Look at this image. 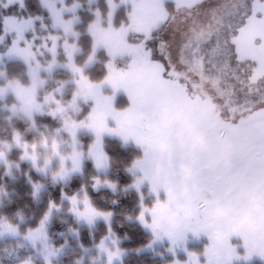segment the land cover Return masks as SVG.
<instances>
[{
  "label": "rangeland",
  "instance_id": "rangeland-1",
  "mask_svg": "<svg viewBox=\"0 0 264 264\" xmlns=\"http://www.w3.org/2000/svg\"><path fill=\"white\" fill-rule=\"evenodd\" d=\"M23 1L0 0V6L7 9ZM40 1L48 13V25L41 16L1 19L0 167L6 175L25 164L38 177L31 181L34 194L81 176L85 163H91L98 176L107 175L104 141L119 140L141 153L128 169L133 181L124 190L136 192L139 199L142 195L139 206L152 208L157 194L145 175L161 183L168 180L173 185L172 202L167 203L163 188L158 197L161 204H167V215L175 223L183 219L189 201L203 198L198 186L182 174L190 163L203 159L209 171L227 169L239 174L229 189L230 206L219 218L217 230L238 224L248 232L264 234V78L253 81L251 65L236 58L231 43L247 12L244 0H105L104 15L93 7L96 0H87L86 9L94 16L84 32L90 38L89 49L78 43L80 3ZM120 13H125L122 20ZM13 41L17 51L9 55ZM10 62L22 63L24 74L8 79L5 68ZM123 86L135 95L137 114L131 126L144 140V147L107 132L94 147L96 137L88 127L93 120L116 128L112 113L132 107ZM46 116L55 123L39 121ZM16 121L36 132L38 142H25ZM90 153L101 156V167L95 166ZM13 154L16 160H11ZM136 180L143 181L139 192L132 187ZM98 181V187L115 185ZM109 189L115 190L116 185ZM73 196L76 209L85 211V192ZM73 196L63 193L61 202L52 204L35 228L22 231L17 224L0 221V243L19 242L28 252L15 264H60L68 252L78 255L76 264H109L110 253L117 252L111 264L122 263L129 253L121 248L122 239L114 231V215L107 219L97 215L89 223L71 211ZM87 199L94 212L110 213L99 211ZM137 216L125 220L138 223L152 241L151 230ZM56 218L71 225L67 242L60 247L48 234ZM96 230L104 234L91 246L71 245L82 232ZM209 243L206 234L195 237L189 232L175 255L168 251L167 238L137 253L168 259L166 264L177 260L185 264L187 252H193L205 264L202 253ZM229 243L244 254L242 237L232 236ZM233 264H264V260L254 256Z\"/></svg>",
  "mask_w": 264,
  "mask_h": 264
},
{
  "label": "trees",
  "instance_id": "trees-1",
  "mask_svg": "<svg viewBox=\"0 0 264 264\" xmlns=\"http://www.w3.org/2000/svg\"><path fill=\"white\" fill-rule=\"evenodd\" d=\"M75 2L80 3L83 7L78 11L82 19L77 27V31L79 30L81 34L78 43L83 49H89L90 38L84 32L94 16L86 9L87 0H66L65 4L71 6ZM93 7L98 8L101 13L107 11L105 0H96ZM124 14L120 13V20L124 18ZM4 16L19 19L41 16L44 17L45 24L50 23L48 13L43 9L40 0H24L23 5L14 4L7 9L0 6V37L3 34L1 19ZM120 20L117 18L116 23L120 24ZM49 32L53 33V31ZM46 33L44 31V34ZM1 51L3 52L4 49L1 48ZM24 71L25 67L20 62H10L5 68L8 79L19 77L24 74ZM3 84L4 81H0V85ZM85 112L84 114H86ZM38 119L47 125L55 123V120L48 116ZM15 127L22 133L25 142H38V134L29 128L27 124L16 121ZM103 151L108 158L107 175L98 176L91 163H85L81 176L73 177L69 183L63 186L48 185L39 194H34L31 186V181H35L38 177L32 171H29L25 164H21L20 170L13 171L11 175H6L4 169L0 167V221L13 225L17 224L22 231L35 228L48 212L50 205H58L61 202L63 193L70 197L83 191L95 208L114 215V231L122 239L121 248L129 253L121 264H166L168 259L161 260L148 253H137L151 242L152 237L138 223L125 220L127 216L136 217L140 210L138 194L131 190H124V188L128 187L133 181L128 169L141 157V153L132 147L124 146L119 140L115 139L104 141ZM11 160H16V154L11 155ZM97 180H107L115 183L116 189L98 187ZM70 226L69 221L60 218L54 219L49 225L48 234L56 247H60L67 242L66 234ZM103 234V230L84 231L81 233L79 241L71 240V245L76 247L80 242L83 247L91 246ZM25 249L24 245L22 246L19 242L15 243L11 240L0 243V264L18 263L19 258H23L28 254ZM18 250V255L13 254ZM68 253L62 257L60 264H76L78 255L75 252Z\"/></svg>",
  "mask_w": 264,
  "mask_h": 264
},
{
  "label": "snow or ice",
  "instance_id": "snow-or-ice-1",
  "mask_svg": "<svg viewBox=\"0 0 264 264\" xmlns=\"http://www.w3.org/2000/svg\"><path fill=\"white\" fill-rule=\"evenodd\" d=\"M247 12L245 13V20L242 23L247 22L248 17L252 16L253 11L259 8L260 11L256 12V16L260 17L264 15V2L262 0H244ZM16 41H13V47L7 54L11 55L17 51L15 48ZM114 87H118L116 83ZM124 90L128 93L129 99L132 102L126 112H113L112 118L116 121V128L107 127L106 122L103 120L97 122L93 120L90 124L89 130L92 131L96 137L95 146L98 147L101 143L102 135L107 132L112 135H119L127 143L129 140H133L138 146L144 147V140L138 136L131 126L133 120L137 114V102L135 95L131 89L127 86H123ZM75 137V133H73ZM93 155L96 161V167L102 166V158L96 153H90ZM145 156H148V149L145 148ZM205 160L201 159L198 163H190L185 171L182 173L186 178H190L194 184L198 186L200 192L203 193V198H196L194 201H189L185 206V214L182 220L173 223L170 216L167 215V204H161L158 193L160 188H163L164 192L168 196L167 203L170 204L173 199V185L165 180L159 182L156 179L145 175V179H148L151 185V191L156 193V203L152 208H147L141 203V211L137 216L139 223L144 228L151 230L153 240L149 244L157 242H163L165 238L170 243L168 248L169 252L175 255L177 248H182L187 240V233L191 232L193 236L199 237L201 234H206L210 240L209 245L205 248L202 255L206 258L205 264H233L234 261L248 262L254 256L264 260V234L251 233L244 230L238 224H231L225 230H217V223L224 211L230 206V200L228 197L230 187L236 183L239 179V174H233L227 169H218L216 171H209L204 167ZM236 167H239L238 165ZM131 171V169H130ZM99 181L97 180V184ZM143 181L136 180L132 187L140 191ZM109 188L114 189L115 185L109 183ZM141 201L143 196L140 197ZM73 208L71 209L77 216L86 219L91 223L92 219L97 216H110L111 213L105 215L104 213H96L92 210L87 197L85 198V211L80 212L76 209L75 196L70 198ZM51 207V205H50ZM111 231V229H109ZM232 236H240L243 238L244 254L240 255L236 247H233L229 240ZM115 243V241H113ZM187 252V249H184ZM119 253H110L109 264L113 256H118ZM188 260L185 264H200V260L196 253L187 252ZM174 264H180V261H175Z\"/></svg>",
  "mask_w": 264,
  "mask_h": 264
},
{
  "label": "flooded vegetation",
  "instance_id": "flooded-vegetation-1",
  "mask_svg": "<svg viewBox=\"0 0 264 264\" xmlns=\"http://www.w3.org/2000/svg\"><path fill=\"white\" fill-rule=\"evenodd\" d=\"M262 2H264V0H262ZM257 11H260V9L256 8L252 16L248 17L247 22H244L236 30L235 36L231 38L236 58L239 61H245L251 65L252 76L254 77L253 81H257V78H264L260 77L257 73V62L253 59H249V57L255 58L253 54L254 50L251 52V49H255L254 46H258L261 43V39L264 37V15L257 17ZM244 20L245 17L243 21ZM247 26V32H243ZM246 57H248V59Z\"/></svg>",
  "mask_w": 264,
  "mask_h": 264
},
{
  "label": "water",
  "instance_id": "water-1",
  "mask_svg": "<svg viewBox=\"0 0 264 264\" xmlns=\"http://www.w3.org/2000/svg\"><path fill=\"white\" fill-rule=\"evenodd\" d=\"M248 26L244 29L243 32H247ZM253 44V42H252ZM253 47V46H252ZM255 49H251V52L254 50V57H249L257 62V73L260 77H264V37L261 39V43L258 46H254ZM253 47V48H254ZM248 59V57H246Z\"/></svg>",
  "mask_w": 264,
  "mask_h": 264
}]
</instances>
